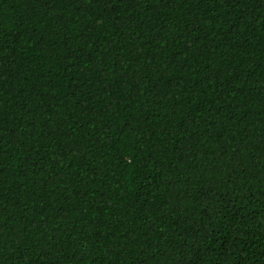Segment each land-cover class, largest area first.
<instances>
[{
  "label": "trees",
  "instance_id": "1",
  "mask_svg": "<svg viewBox=\"0 0 264 264\" xmlns=\"http://www.w3.org/2000/svg\"><path fill=\"white\" fill-rule=\"evenodd\" d=\"M0 264H264V0H0Z\"/></svg>",
  "mask_w": 264,
  "mask_h": 264
},
{
  "label": "snow or ice",
  "instance_id": "2",
  "mask_svg": "<svg viewBox=\"0 0 264 264\" xmlns=\"http://www.w3.org/2000/svg\"><path fill=\"white\" fill-rule=\"evenodd\" d=\"M45 3H49L51 2V0H44ZM105 3L106 4H111L112 3V0H105Z\"/></svg>",
  "mask_w": 264,
  "mask_h": 264
}]
</instances>
